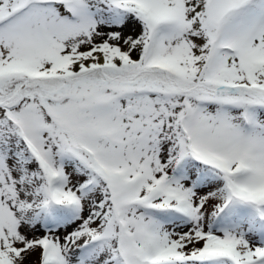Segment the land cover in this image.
Returning <instances> with one entry per match:
<instances>
[{"label": "snow or ice", "instance_id": "6c2138e0", "mask_svg": "<svg viewBox=\"0 0 264 264\" xmlns=\"http://www.w3.org/2000/svg\"><path fill=\"white\" fill-rule=\"evenodd\" d=\"M0 264H264V0H0Z\"/></svg>", "mask_w": 264, "mask_h": 264}]
</instances>
